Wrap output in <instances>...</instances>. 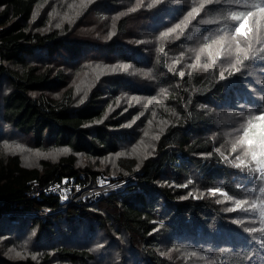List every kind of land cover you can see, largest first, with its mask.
Listing matches in <instances>:
<instances>
[{
  "label": "trees",
  "instance_id": "obj_1",
  "mask_svg": "<svg viewBox=\"0 0 264 264\" xmlns=\"http://www.w3.org/2000/svg\"><path fill=\"white\" fill-rule=\"evenodd\" d=\"M262 9L0 0V264H264ZM237 46L256 54L229 76ZM104 173L135 182L89 205L33 196Z\"/></svg>",
  "mask_w": 264,
  "mask_h": 264
},
{
  "label": "built area",
  "instance_id": "obj_2",
  "mask_svg": "<svg viewBox=\"0 0 264 264\" xmlns=\"http://www.w3.org/2000/svg\"><path fill=\"white\" fill-rule=\"evenodd\" d=\"M134 182V176L124 178L121 175L104 173L97 176L95 183H79L74 179H62L47 184H35L33 196L45 192L65 196L67 205H89L99 202L106 192L115 193Z\"/></svg>",
  "mask_w": 264,
  "mask_h": 264
},
{
  "label": "clouds",
  "instance_id": "obj_3",
  "mask_svg": "<svg viewBox=\"0 0 264 264\" xmlns=\"http://www.w3.org/2000/svg\"><path fill=\"white\" fill-rule=\"evenodd\" d=\"M261 11H264V9H262ZM251 16H252L251 13L246 14L244 12H234L231 14L232 19L239 20L241 22L239 24V26L235 29V34L240 35L242 33V31L244 34H247L250 32V30H251V24H250ZM257 51H259V50H257ZM235 52H236V57H235V60L233 61V65L226 68V71L228 72L229 76H231L233 74V72H239L241 70V68L245 67L244 62L249 59L250 55L255 56V54H256L255 52H250L249 49H247V48H239L238 46L235 49ZM228 55H232V52L229 51ZM220 78L224 79L223 73H221ZM198 107L208 109L209 113L216 111V109L209 107V105H207V104H201V105H198ZM236 115L242 116V115H244V113L237 112ZM259 119H260L261 123H264V116L259 117ZM247 137H248V132L245 131L242 140L247 139ZM229 151L233 152L234 148L231 147L229 149ZM241 151H243V149H241ZM235 159L236 160H242L243 156L238 155L235 157ZM224 162L230 163V161L228 160V157H226V156L224 157ZM233 166L239 167V164H233ZM259 167L262 170H264V164H259ZM248 170L251 171L252 169L249 168ZM209 192H211V190H209ZM221 194L224 195V193H221ZM220 202L221 201H219V200L217 201V203H220ZM230 210L231 209H228V208L224 209V211H230ZM261 214H262V216H264V210H262ZM237 223H239V221H237ZM249 231H252V229H249ZM193 255H197V253L194 252Z\"/></svg>",
  "mask_w": 264,
  "mask_h": 264
},
{
  "label": "bare ground",
  "instance_id": "obj_4",
  "mask_svg": "<svg viewBox=\"0 0 264 264\" xmlns=\"http://www.w3.org/2000/svg\"><path fill=\"white\" fill-rule=\"evenodd\" d=\"M60 17H61V16H60ZM69 17H72V16L69 15ZM72 19H73V18H72ZM59 21H60V19H59ZM66 35H67V34H66ZM47 36H48V35H47ZM63 36H64V35H63ZM55 37H56V36H55ZM68 37H69V36H68ZM42 38H43V37H42ZM63 38H64V37H63ZM53 39H54V38H53ZM60 39H61V38H60ZM43 40H44V39H43ZM67 40H69V39L67 38ZM44 42H45V41H44ZM72 42H73V41H72ZM64 43H65V42H64ZM80 44H81V43H80ZM81 45H82V44H81ZM81 45H80V46H81ZM27 47H28V46H27ZM135 47H136V46H135ZM62 48H63V47H62ZM30 49H31V48H30ZM70 49H71V48H70ZM58 50H59V49H58ZM60 50H61V49H60ZM45 51H46V50H45ZM56 51H57V50H56ZM136 51H137V50H136ZM25 52H26V51H25ZM62 52H63V51H62ZM65 52H66V51H65ZM65 52H64V53H65ZM85 52H86V51H85ZM54 53H55V52H54ZM67 53H68V52H67ZM127 53H128V52H127ZM40 54H41V53H40ZM125 54H126V53H125ZM19 55H20V54H19ZM23 55H25V54H23ZM26 55H27V54H26ZM68 55H69V53H68ZM134 55H135V54H134ZM65 56H66V55H65ZM69 56H70V55H69ZM80 56H81V55H80ZM116 56H117V55H116ZM27 57H29V56H27ZM31 57H32V55H31ZM40 57H41V56H40ZM42 57H43V56H42ZM42 57H41V58H42ZM85 57H86V56H85ZM119 57H120V56H119ZM32 58H33V57H32ZM38 58H39V57H38ZM49 58H50V57H49ZM74 58H75V57H74ZM81 58H82V57H81ZM91 58H92V56H91ZM98 58H99V57H98ZM104 58H105V57H104ZM25 59H26V58H25ZM69 59H70V58H69ZM86 59H87V58H86ZM42 60H44V59H42ZM48 60H49V59H48ZM121 60H122V59H121ZM63 61H64V60H63ZM66 61H67V60H66ZM70 61H71V60H70ZM77 61H78V60H77ZM84 61H85V60H84ZM143 61H144V60H143ZM41 62H42V61H41ZM45 62H46V61H45ZM57 62H58V61H57ZM59 62H60V61H59ZM75 62H76V61H75ZM110 62H111V60H110ZM138 62H139V61H138ZM34 63H35V62H34ZM80 63H81V61H80ZM117 63H118V62H117ZM144 63H145V62H144ZM44 64H45V63H44ZM70 65H71V64H70ZM101 65H102V64H101ZM139 65H140V64H139ZM57 66H58V65H57ZM91 66H92V65H91ZM93 66H94V65H93ZM98 66H99V65H98ZM108 66H109V65H108ZM86 67H87V66H86ZM86 67H85V68H86ZM62 68H63V67H62ZM66 68H67V67H66ZM81 68H82V67H81ZM96 68H97V67H96ZM101 68H102V67H101ZM106 68H107V66H106ZM106 68H105V69H106ZM111 68H112V66H111ZM59 69H60V68H59ZM121 69H122V68H121ZM70 70H71V69H70ZM70 70H69V71H70ZM74 70H75V69H74ZM109 70H110V68H109ZM113 70H114V68H113ZM129 70H130V69H129ZM69 71H68V72H69ZM86 71H87V70H86ZM116 71H117V70H116ZM83 72H84V71H83ZM84 73H86V72H84ZM115 75H116V74H115ZM108 76H109V75H108ZM3 77H4V76H3ZM79 77H80V76H79ZM85 77H86V76H85ZM85 77H84V78H85ZM113 77H114V76H113ZM141 77H142V75H141ZM144 77H145V76H144ZM77 78H78V77H77ZM84 78H83V79H84ZM87 79H88V78H87ZM0 80H1V79H0ZM79 80H80V79H79ZM79 80H78V82L80 83ZM134 80H135V79H134ZM71 81H72V79H71ZM2 82H3V81H2ZM81 82H82V80H81ZM83 82H84V80H83ZM88 82H89V81H88ZM110 82H111V81H110ZM120 82H121V81H120ZM129 82H130V81H129ZM83 84H84V83H83ZM107 84H108V83H107ZM138 84H139V83H138ZM0 85H1V84H0ZM76 85H78L77 82H76ZM80 85H81V83H80ZM89 85H91V84H89ZM73 86H74V85H73ZM87 86H88V85H87ZM94 86H95V85H94ZM103 86H104V85H103ZM139 86H140V85H139ZM80 87H81V86H80ZM88 87H89V86H88ZM119 87H120V86H119ZM119 87H118V88H119ZM123 87H124V86H123ZM90 88H91V87H90ZM90 88H88V89H90ZM170 88H171V87H170ZM18 89H19V88H18ZM73 89H74V87H73ZM93 89H95V88H93ZM131 89H132V88H131ZM131 89H130V90H131ZM95 90H96V89H95ZM97 90H98V89H97ZM141 90H142V89H141ZM20 91H21V90H20ZM87 91H88V90H87ZM123 91H124V90H123ZM125 91L127 92V91H129V90L127 89V90H125ZM134 91H135V90H134ZM162 91H163V90H162ZM27 92H28V91H27ZM97 92H98V91H97ZM130 92H131V91H130ZM142 92H143V91H142ZM49 93H50V92H49ZM81 93H82V92H81ZM117 93H118V92H117ZM120 94H121V93H120ZM120 94H119V95H120ZM127 94H129V92H128ZM127 94H125V96H126ZM133 94H134V93H133ZM80 95H81V94H80ZM102 95H103V94H102ZM115 95H116V93H115ZM84 96H85V95H84ZM122 96H124V95H122ZM77 97H78V96H77ZM103 97H104V96H103ZM128 97H130V95H128ZM83 98H84V97H83ZM123 98H124V97H123ZM134 98H135V97H134ZM141 98H143V97H141ZM107 99H108V98H107ZM107 99H106V100H107ZM117 99H118V98H117ZM129 99H130V98H129ZM129 99H128V100H129ZM96 100H97V99H96ZM101 100H102V99H101ZM76 101H77V100H76ZM103 101H104V100H103ZM111 101H113V100H111ZM111 101H110V103H111ZM115 101H116V99H115ZM117 101H118V100H117ZM117 101H116V102H117ZM125 101H126V100H125ZM131 101H132V100H131ZM135 101H136V98H135ZM137 101H139V100H137ZM101 102H102V101H101ZM127 103H129V101H127ZM136 103H137V102H136ZM136 103H135V104H136ZM115 104H116V103H115ZM135 104H134V105H135ZM95 105H96V104H95ZM95 105H94V106H95ZM102 105H103V104H102ZM109 105H110V104H109ZM128 105H129V104H128ZM83 106H84V105H83ZM99 106H100V105H99ZM124 106H125V105H124ZM79 107H80V106H79ZM77 108H78V107H77ZM81 108H82V107H81ZM118 108H119V107H118ZM118 108H117V109H118ZM96 109H97V108H96ZM101 109H102V108H101ZM107 109H108V108H107ZM126 110H127V109H126ZM134 110H135V109H134ZM72 111H73V110H72ZM74 111H75V110H74ZM96 111H97V110H96ZM106 111H107V110H106ZM113 111H114V110H113ZM120 111H121V109H120ZM129 111H130V110H129ZM117 112H118V111H117ZM132 112H134V111H132ZM111 114H112V113H111ZM132 114H133V113H132ZM104 115H105V114H104ZM121 115H122V114H121ZM123 116H124V115H123ZM102 117H103V116H102ZM107 117H108V116H107ZM110 117H111V115H110ZM113 117H114V116H113ZM95 118H96V117H95ZM126 118H127V116H126ZM106 119H107V118H106ZM131 119H132V118H131ZM100 120H101V119H100ZM123 120H124V119H123ZM125 120H126V119H125ZM108 121H109V120H108ZM127 121H128V120H127ZM90 122H91V121H90ZM94 122H96V121H94ZM91 123H92V122H91ZM88 124H89V123H88ZM104 124H105V123H104ZM107 124H108V122H107ZM109 124H110V123H109ZM221 138H222V137H221ZM225 141H226V140H225ZM225 141H224L223 143H225ZM219 147H220V146H219ZM169 186H170V185H169ZM208 189H209V188H208ZM207 192H208V191H207ZM158 195H159V194H158ZM158 195H157V196H158ZM146 200H147V199H146ZM154 205H155V204H154ZM165 208H166V207H165ZM161 209H162V208H161ZM146 211H147V210H146ZM148 211H149V210H148ZM154 212H155V211H154ZM171 213H172V212H171ZM157 214H158V213H157ZM156 216H157V215H156ZM169 218H170V217H169ZM161 222H162V221H161ZM165 224H167V223H165ZM162 225H163V224H162Z\"/></svg>",
  "mask_w": 264,
  "mask_h": 264
},
{
  "label": "rangeland",
  "instance_id": "obj_5",
  "mask_svg": "<svg viewBox=\"0 0 264 264\" xmlns=\"http://www.w3.org/2000/svg\"><path fill=\"white\" fill-rule=\"evenodd\" d=\"M241 34H244V33H243V31H242V33H241ZM241 137H243V136H241ZM243 152H244V151H242L240 154H241V155H243V154H242ZM92 264H93V263H92ZM95 264H96V263H95ZM97 264H98V263H97Z\"/></svg>",
  "mask_w": 264,
  "mask_h": 264
},
{
  "label": "snow or ice",
  "instance_id": "obj_6",
  "mask_svg": "<svg viewBox=\"0 0 264 264\" xmlns=\"http://www.w3.org/2000/svg\"><path fill=\"white\" fill-rule=\"evenodd\" d=\"M181 75H183V73H181ZM113 187H116L115 185H113Z\"/></svg>",
  "mask_w": 264,
  "mask_h": 264
}]
</instances>
